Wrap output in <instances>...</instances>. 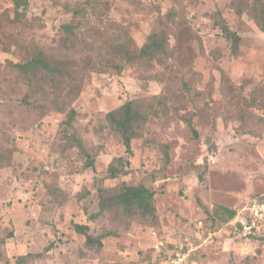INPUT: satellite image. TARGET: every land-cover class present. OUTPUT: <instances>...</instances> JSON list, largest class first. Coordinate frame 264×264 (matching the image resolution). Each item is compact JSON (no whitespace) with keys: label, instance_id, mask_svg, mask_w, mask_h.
<instances>
[{"label":"rangeland","instance_id":"rangeland-1","mask_svg":"<svg viewBox=\"0 0 264 264\" xmlns=\"http://www.w3.org/2000/svg\"><path fill=\"white\" fill-rule=\"evenodd\" d=\"M15 1L0 0V264H152L154 230L189 236L198 246L193 264H264V226L235 236L230 223L264 197V31L256 22L232 0H109L100 15L89 8L77 17L86 0H20L19 16ZM164 23L166 65L90 70L64 112L41 110L53 87L34 93L16 67L39 49L81 58L88 28L115 37L123 27L141 46ZM223 26L240 36L238 55ZM74 31L79 46L66 50L62 38ZM155 95L169 110L149 118L128 156L106 114ZM70 108L82 147L63 138ZM118 156L129 158V172L112 177ZM122 183L155 191L158 225L112 206L99 213L100 188L113 194ZM221 206L236 216L227 219ZM76 223L89 224L103 246L88 245Z\"/></svg>","mask_w":264,"mask_h":264},{"label":"trees","instance_id":"trees-1","mask_svg":"<svg viewBox=\"0 0 264 264\" xmlns=\"http://www.w3.org/2000/svg\"><path fill=\"white\" fill-rule=\"evenodd\" d=\"M22 5L20 0L15 1L16 15H20L19 8ZM232 5L238 13H247L264 31V0H232ZM91 8L97 15L100 11L105 12L110 8L109 0H86L73 10L74 16L86 15ZM176 12L169 14V19H173ZM72 24L75 31L80 27ZM169 24L164 23V27L152 30L145 43L137 46L134 38L129 32L121 27V34L115 37H108L106 33L94 28H88L86 33L92 38L91 42H83L87 53L82 54L81 58H69L66 55L47 53L44 50L33 51L30 58L25 62L16 64V67L23 73L30 90L38 93L39 87L45 92L44 85L53 87L54 97L47 104L38 105L41 110L48 106L64 112L68 99L78 96L81 92L80 83L84 75L90 70L103 71L104 67H112L121 70L125 64L152 65L153 62H160L166 65V61L171 57L169 50ZM71 35H64L62 38L63 47L66 50L77 49L79 46V32ZM224 34L232 41V53L239 54L240 36L233 33L227 26H223ZM98 56L100 58L98 59ZM27 104L31 103L25 100ZM168 104L162 96L155 95L151 98L130 99L120 107L107 112L106 118L111 127L118 133L126 147V154L133 153L131 142L140 133V130L148 122L151 116L159 117L167 113ZM77 111L70 108L66 112L65 128L63 138L69 147L78 145L82 147L80 135L74 128V121ZM193 135L198 138V132L194 129ZM1 166V162H0ZM130 160L125 156L115 157L108 167L109 175L116 177L125 175L129 172ZM200 179H203L201 174ZM264 200V197L262 198ZM119 208L123 214L132 218L140 219L143 222L156 226L159 224L158 210L155 203V191L150 190L144 184L131 185L122 183L113 194L109 190L100 188V210L104 211L107 207ZM222 212L227 219L236 216L237 211L226 206H221ZM98 214H94V218ZM76 232L86 236L88 245L103 246L101 237L93 236L90 233V225L76 223ZM46 247L44 251H48ZM29 256L31 254H28ZM39 255V253L37 254ZM24 257V256H23Z\"/></svg>","mask_w":264,"mask_h":264},{"label":"built area","instance_id":"built-area-1","mask_svg":"<svg viewBox=\"0 0 264 264\" xmlns=\"http://www.w3.org/2000/svg\"><path fill=\"white\" fill-rule=\"evenodd\" d=\"M248 213L233 222L232 233L235 236H249L261 230L264 226V200L254 198L247 206ZM155 251L152 264H193L195 251L198 249L195 242L183 234L175 238L160 237L153 231Z\"/></svg>","mask_w":264,"mask_h":264}]
</instances>
